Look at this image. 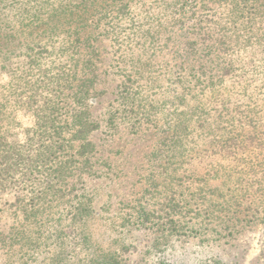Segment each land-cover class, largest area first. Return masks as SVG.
Here are the masks:
<instances>
[{"label":"rangeland","instance_id":"obj_1","mask_svg":"<svg viewBox=\"0 0 264 264\" xmlns=\"http://www.w3.org/2000/svg\"><path fill=\"white\" fill-rule=\"evenodd\" d=\"M69 1L92 5L76 51L52 31ZM70 64L94 83V129L61 167L78 162L67 181L86 210L28 226L16 175L0 264H264V0H0V109L23 76L58 82L71 111ZM10 109L2 137L24 144L35 116Z\"/></svg>","mask_w":264,"mask_h":264},{"label":"trees","instance_id":"obj_2","mask_svg":"<svg viewBox=\"0 0 264 264\" xmlns=\"http://www.w3.org/2000/svg\"><path fill=\"white\" fill-rule=\"evenodd\" d=\"M91 9L92 5L78 4L77 6L69 1L64 17L56 15L64 11L62 7L58 6L52 10L54 14L51 19L52 31L65 28L66 43L69 42L71 44L69 47L75 51L74 43L81 42L80 38L84 37L82 31L88 22ZM69 63H77V60L74 61L70 57ZM75 66L70 64L69 79H65V88L70 91L74 104L71 111L60 103L62 100L58 82L53 83L50 91L43 80L32 82L30 79L26 80L23 76L16 77L14 74L16 82L12 84L10 94L2 97L4 104L0 109V192L16 175L20 177L18 193L23 198L17 208L22 213L21 220L27 222L28 226L46 227L53 215L52 211L61 206L70 208V210L66 207L62 208L67 211L66 220L69 224L78 216L82 217L86 210L82 208L81 200H76L78 195L71 192L73 184L67 181L72 180V176L76 175L78 162L73 166L69 165L67 171L65 167L61 168L67 162L64 158L69 149L73 150L79 158L83 156V150H79L82 147L79 143L94 129V125L89 121L86 105L89 90L93 88L94 83L87 79L75 85ZM50 92L51 95H48ZM11 107L28 110L35 116V128L30 129L32 135H28L24 144H14L8 141L7 137H2L11 124ZM47 109L48 113L45 114ZM65 133L70 134L71 142L66 141ZM74 143L77 145L75 146ZM50 166L59 169L50 170ZM27 236L24 233V238ZM30 246L33 248L36 245ZM95 262L122 264L121 259H109L107 255L98 256L92 261V263Z\"/></svg>","mask_w":264,"mask_h":264}]
</instances>
